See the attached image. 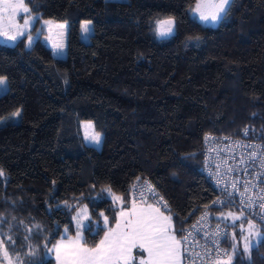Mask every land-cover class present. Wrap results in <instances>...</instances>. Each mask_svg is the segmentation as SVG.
Returning <instances> with one entry per match:
<instances>
[{
  "label": "trees",
  "instance_id": "trees-1",
  "mask_svg": "<svg viewBox=\"0 0 264 264\" xmlns=\"http://www.w3.org/2000/svg\"><path fill=\"white\" fill-rule=\"evenodd\" d=\"M197 1L28 0L70 29L66 58L42 41L0 44V69L24 81L21 108L0 123L19 131L17 147L0 142V241L12 261L55 264L49 249L65 229L76 235L84 206L93 226L85 243L97 247L119 208L134 204L137 181L167 200L178 237L200 212L221 214L201 174L202 142L264 134V0H232L216 27L192 17ZM168 17L173 34L161 38L156 21ZM83 21L93 23L90 42ZM84 121L103 134L100 149L86 144ZM242 240L235 226L228 264H264V234L249 252Z\"/></svg>",
  "mask_w": 264,
  "mask_h": 264
},
{
  "label": "built area",
  "instance_id": "built-area-1",
  "mask_svg": "<svg viewBox=\"0 0 264 264\" xmlns=\"http://www.w3.org/2000/svg\"><path fill=\"white\" fill-rule=\"evenodd\" d=\"M202 147L201 174L215 190L212 206L221 214L204 210L183 229L179 237L183 264H222L230 256L235 215L264 233V134L249 130L238 137L206 134ZM131 194L134 203L170 209L148 182L137 181Z\"/></svg>",
  "mask_w": 264,
  "mask_h": 264
},
{
  "label": "snow or ice",
  "instance_id": "snow-or-ice-1",
  "mask_svg": "<svg viewBox=\"0 0 264 264\" xmlns=\"http://www.w3.org/2000/svg\"><path fill=\"white\" fill-rule=\"evenodd\" d=\"M232 0H219L218 3L207 5L210 11H202V5L198 4L196 9L200 12V19L203 21L218 22L228 15ZM6 8L13 11L20 8L24 13H29L30 10L24 6L23 0L16 5H6ZM85 22L83 31L89 32L88 24ZM30 24L28 19L24 20V30L18 31V35L23 36ZM175 20L168 17L156 21L155 31L161 38L169 37L173 34ZM15 27L19 28L18 25ZM62 27V26H61ZM8 35L7 32L2 33ZM16 36H10L9 39L15 40ZM29 45L31 38L28 37ZM5 83V79L0 77V85ZM19 116V112L15 113ZM90 140L99 145L101 142V134L95 133L90 137ZM0 175H3V170L0 169ZM119 199V198H118ZM150 211H137L135 206L130 213L121 211V217L125 218L123 224H117V231L110 230L109 236L100 242L94 249L84 248L78 243L80 237L77 234V242H70L65 245L54 244L53 250L56 253V259L60 264H131L133 260V249H138L137 257L138 264H178L181 255V241L177 240L172 234L171 216H165L159 209H153L149 206ZM102 215V214H101ZM115 219V217H113ZM3 223V221H0ZM103 223L107 225L108 218L105 217ZM79 227V225H77ZM89 232L92 231L91 224L83 225ZM40 226H37L39 229ZM102 230V229H101ZM31 231V230H29ZM183 231V230H181ZM67 232V229H65ZM186 239V238H185ZM257 243H260L258 241ZM47 247V245H45ZM0 247L3 248L5 259L9 260L7 248L0 241ZM147 252V259L142 257V253ZM227 264V262H223Z\"/></svg>",
  "mask_w": 264,
  "mask_h": 264
},
{
  "label": "rangeland",
  "instance_id": "rangeland-1",
  "mask_svg": "<svg viewBox=\"0 0 264 264\" xmlns=\"http://www.w3.org/2000/svg\"><path fill=\"white\" fill-rule=\"evenodd\" d=\"M106 1H124V0H106ZM205 1L206 0H198L195 5V8L191 11V15L196 21H198L204 26L216 27L221 20H219L218 22H210V21H203L199 18L200 12H198L196 9V6L198 4L202 5V8H201L202 11H205V12L210 11L208 7L203 6ZM218 2L219 0H212L208 3V5L218 3ZM18 3H20V0H0V44L6 45V46H14L19 41L25 39L27 42L26 43L27 47L30 48L34 44H36L38 41H42L43 43L46 44V46H48L52 50L53 55L55 57L66 58L68 54L70 24L68 22H58L54 20L42 19L39 15L34 14L32 12L30 5L28 3V0H23V4L30 10L29 13H24L20 8H16L14 10L15 14H13L12 10L6 8V5H16ZM25 19H28L30 21V24L25 34L23 36H20L18 35V31L24 30V20ZM85 22H89V21H83L80 24V28H79L80 38L84 42H90L91 36L94 34V27H93V23L90 22L88 24L89 32L85 33L83 31V26ZM15 25H18L19 28L15 27ZM4 32H7L8 35H3L2 33ZM10 36H16L17 38L15 40H12V39H9ZM28 37L31 38V41H32L31 45H29ZM0 77L5 79V83L0 85V98H2V101H3V106L0 109V123H1L3 119L9 113L12 114L21 108L22 102H23L24 81L15 72V70L9 65H5L0 69ZM15 119L19 120V116L16 117ZM82 131H83V135H84L87 145L96 147L97 149H100L102 147L103 134L96 131L92 121H84L82 123ZM95 133L101 134V142L99 145L93 143L90 140V137L94 135ZM0 141L5 142L10 146L17 147L19 145L18 125L15 124L14 126L1 127L0 128ZM113 198H114V202H117V204L120 202V199H118V197L114 196ZM133 207L131 209L130 208L121 209V207L119 208V211L117 212V217H116V219L118 218V221L116 220L114 229H111L112 232L117 231L116 226L118 223L119 224L124 223L125 218L121 217L120 215L121 211L130 213ZM160 210L163 211L162 213L165 216H171L172 218L171 214H168L165 210L161 208ZM104 218L105 217H103V220ZM233 218H234V222H238L236 224V227H239L242 230L243 248H245V250L249 252L254 246L258 244L257 242L261 240L264 233L251 224L247 225L246 223L241 222L240 218L237 215H235ZM90 221H91V211L89 207L84 206L80 208L78 212L75 214L74 219H73L74 226L76 228V237L73 238L72 242H77V234L79 233L80 239L78 243L80 245L83 241L85 243V230L87 228L83 227V225L90 224ZM77 225H79V227H77ZM171 228L174 230L172 219H171ZM96 231H97V227L95 228V230H93V233H95ZM109 233L107 236H109ZM67 235H68V230L67 232L64 231L63 238ZM61 242L67 245V242L65 241H60L59 244ZM82 246L85 247L83 243H82ZM90 249H94V248H90ZM181 249L183 252L182 244H181ZM138 251H139L138 249H133L132 255L135 253L133 257V264H138V259H139V257H137ZM54 255H56V253L53 250V245H52L49 249V256L51 257ZM228 260L229 259L223 260V262H227L228 264L229 263ZM12 264H19V263L17 261H12ZM131 264H132V261H131Z\"/></svg>",
  "mask_w": 264,
  "mask_h": 264
},
{
  "label": "crops",
  "instance_id": "crops-1",
  "mask_svg": "<svg viewBox=\"0 0 264 264\" xmlns=\"http://www.w3.org/2000/svg\"><path fill=\"white\" fill-rule=\"evenodd\" d=\"M0 142H1V141H0ZM2 143H5V142H2ZM5 144H7V143H5ZM133 206H136L135 208H136V210H137L138 212L141 211V210H144V211H150L149 206H151L153 209H159V208H157L156 206H154V205H152V204H136V203L132 204L129 208L131 209ZM159 210H160V209H159ZM131 211H132V210H131ZM160 211H161V210H160ZM161 212H163V211H161ZM117 221H118V218H117ZM115 224H116V223H115ZM115 224H114L112 227H109V228L105 231L102 240L105 239V237L108 235V233H109V231H110L111 229H114ZM173 225H174V224H173ZM171 229H172V228H171ZM111 231H112V230H111ZM172 234L175 236V238H176L177 240H179L177 234L175 233V229H174V230L172 229ZM74 237H76V235H74V236H70V237L65 236L64 238L62 237V238L59 239L55 244H59L60 241H65V242H67V244H69L70 242L73 241V238H74ZM63 239H64V240H63ZM102 240H101V241H102ZM82 243H83V245L85 246L84 248H88V249H90V247H88V245H86V244L84 243V241H83ZM82 243H81V245H82ZM94 248H96V247H94ZM144 253H145V254H144ZM134 254H135V253H134ZM134 254H133V257H134ZM142 254H143L142 257H143L144 259H147V252H143ZM51 257L54 259L55 264H60V262L56 259V255L51 256ZM10 260H11V259H10ZM11 262H12V260H11ZM0 264H9V260H8V259H5V257H2V261H1ZM132 264H133V260H132ZM178 264H183V252H182V249H181V255H180V258H179Z\"/></svg>",
  "mask_w": 264,
  "mask_h": 264
},
{
  "label": "water",
  "instance_id": "water-1",
  "mask_svg": "<svg viewBox=\"0 0 264 264\" xmlns=\"http://www.w3.org/2000/svg\"><path fill=\"white\" fill-rule=\"evenodd\" d=\"M210 1L212 0H206L203 6H207Z\"/></svg>",
  "mask_w": 264,
  "mask_h": 264
}]
</instances>
